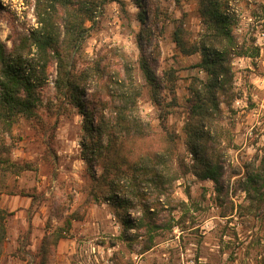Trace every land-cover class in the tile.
<instances>
[{
  "label": "clouds",
  "instance_id": "clouds-1",
  "mask_svg": "<svg viewBox=\"0 0 264 264\" xmlns=\"http://www.w3.org/2000/svg\"><path fill=\"white\" fill-rule=\"evenodd\" d=\"M0 264H264V0H0Z\"/></svg>",
  "mask_w": 264,
  "mask_h": 264
}]
</instances>
